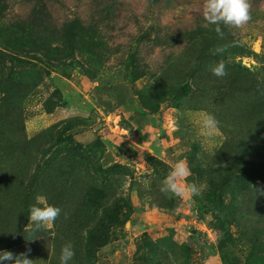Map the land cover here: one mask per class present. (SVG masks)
<instances>
[{"label":"rangeland","instance_id":"obj_1","mask_svg":"<svg viewBox=\"0 0 264 264\" xmlns=\"http://www.w3.org/2000/svg\"><path fill=\"white\" fill-rule=\"evenodd\" d=\"M250 4L220 38L203 0H0V252L264 264V0ZM200 111L219 135H198ZM178 160L200 195L161 192ZM37 196L62 209L51 229H26Z\"/></svg>","mask_w":264,"mask_h":264},{"label":"clouds","instance_id":"obj_2","mask_svg":"<svg viewBox=\"0 0 264 264\" xmlns=\"http://www.w3.org/2000/svg\"><path fill=\"white\" fill-rule=\"evenodd\" d=\"M250 0H203L202 16L207 24L216 25L215 32L220 38L225 33L220 27L221 24L229 28L243 29L251 19ZM207 24L205 26H207ZM232 45L225 44L212 50L213 55L223 54ZM212 73L217 77L228 75L226 62L221 59L211 68ZM198 135L205 138H212L220 134L219 121L207 111L198 113ZM191 175L190 168L186 160H178L162 181L161 192L171 194L174 197H194L201 194V187L195 182L187 183V178ZM258 195H264V191L256 189ZM171 198V197H170ZM37 203L30 208V224L26 229L32 228L39 231L41 229H51L54 222L61 215L60 207L48 204L43 196L36 197ZM42 205V206H38ZM65 219L68 218L65 214ZM31 248L19 255L11 251L0 252V262L14 261V264H34L35 260L29 259ZM73 245L69 242L62 246L60 264H69L74 257Z\"/></svg>","mask_w":264,"mask_h":264},{"label":"trees","instance_id":"obj_3","mask_svg":"<svg viewBox=\"0 0 264 264\" xmlns=\"http://www.w3.org/2000/svg\"><path fill=\"white\" fill-rule=\"evenodd\" d=\"M229 264H231V263H229Z\"/></svg>","mask_w":264,"mask_h":264}]
</instances>
